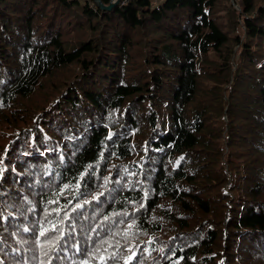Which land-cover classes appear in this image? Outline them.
Instances as JSON below:
<instances>
[{"label": "trees", "instance_id": "1", "mask_svg": "<svg viewBox=\"0 0 264 264\" xmlns=\"http://www.w3.org/2000/svg\"><path fill=\"white\" fill-rule=\"evenodd\" d=\"M0 264H264V0H0Z\"/></svg>", "mask_w": 264, "mask_h": 264}, {"label": "water", "instance_id": "2", "mask_svg": "<svg viewBox=\"0 0 264 264\" xmlns=\"http://www.w3.org/2000/svg\"><path fill=\"white\" fill-rule=\"evenodd\" d=\"M95 1L100 7L104 9H111L115 5L119 4L122 0H111L108 4H105L103 0H95Z\"/></svg>", "mask_w": 264, "mask_h": 264}, {"label": "built area", "instance_id": "3", "mask_svg": "<svg viewBox=\"0 0 264 264\" xmlns=\"http://www.w3.org/2000/svg\"><path fill=\"white\" fill-rule=\"evenodd\" d=\"M129 0H122V3H127Z\"/></svg>", "mask_w": 264, "mask_h": 264}]
</instances>
